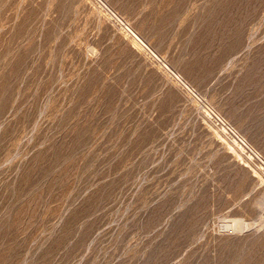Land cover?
Here are the masks:
<instances>
[{
  "label": "rangeland",
  "instance_id": "1",
  "mask_svg": "<svg viewBox=\"0 0 264 264\" xmlns=\"http://www.w3.org/2000/svg\"><path fill=\"white\" fill-rule=\"evenodd\" d=\"M102 2L0 0V264H264V0Z\"/></svg>",
  "mask_w": 264,
  "mask_h": 264
},
{
  "label": "built area",
  "instance_id": "2",
  "mask_svg": "<svg viewBox=\"0 0 264 264\" xmlns=\"http://www.w3.org/2000/svg\"><path fill=\"white\" fill-rule=\"evenodd\" d=\"M99 1L107 10L110 11V13L117 19V16L114 12H112L103 2L102 0H97ZM120 21V20H119ZM120 23L124 26V28H126V30H128L131 35L133 36L134 33L132 32V30L126 25L124 24L122 21H120ZM146 47V45H145ZM148 49V48H147ZM154 57H157L156 55L153 54ZM159 60V59H158ZM160 61V60H159ZM164 65V64H163ZM165 66V65H164ZM166 67V66H165ZM172 75L183 85L185 86V88L191 92L195 97L196 93L195 91L190 88L180 77V75L176 74L175 72H172ZM198 98V97H197ZM204 106V112L209 116V118L214 122V124L218 127H220L223 132L225 134H227L233 141H235L236 143H238L240 146L244 147L245 149H247L249 152H251L262 164H264V160H262V158H260V156L256 153V151L251 148L249 146V144L245 141V139L237 132V130L232 126V124L226 119L224 118V116H222L218 111L214 110V108L207 106L205 104H203Z\"/></svg>",
  "mask_w": 264,
  "mask_h": 264
},
{
  "label": "bare ground",
  "instance_id": "3",
  "mask_svg": "<svg viewBox=\"0 0 264 264\" xmlns=\"http://www.w3.org/2000/svg\"><path fill=\"white\" fill-rule=\"evenodd\" d=\"M137 39V38H136ZM139 39V38H138ZM139 42V41H138ZM236 225V224H235Z\"/></svg>",
  "mask_w": 264,
  "mask_h": 264
}]
</instances>
